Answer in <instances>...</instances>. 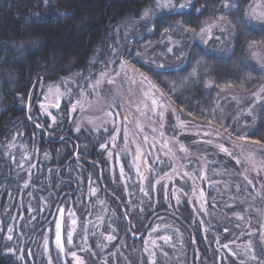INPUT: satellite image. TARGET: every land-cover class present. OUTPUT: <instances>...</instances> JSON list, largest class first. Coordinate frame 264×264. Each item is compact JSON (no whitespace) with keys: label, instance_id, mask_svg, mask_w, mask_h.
Returning <instances> with one entry per match:
<instances>
[{"label":"trees","instance_id":"16d2710c","mask_svg":"<svg viewBox=\"0 0 264 264\" xmlns=\"http://www.w3.org/2000/svg\"><path fill=\"white\" fill-rule=\"evenodd\" d=\"M236 2L238 10L231 15L220 6L222 0H196L199 14L189 9L182 15H170L154 8L156 0H48L47 4L44 0H0V264H74L65 258L66 250L54 246V222L58 209L63 208L84 224L95 212L94 202L99 201L89 194L94 185L104 210L108 208L112 215L117 238L127 247L124 253L131 264H135L134 249L157 221L171 225L173 237L177 232L182 235L183 264H218L219 255L221 264H240L228 250L220 254L215 243L217 238L222 244L238 237L243 219L230 212L219 215L212 194L208 222L214 225L207 222V227L188 203L172 211L162 197L155 204L145 198L140 206L135 200L132 211L123 188L109 177V165L99 147L102 139L75 131L70 105L64 103L51 127L50 120L39 118L36 109L27 112V102L30 99L32 106L37 100L40 86L86 71L99 49L116 42L118 50H125L126 45L138 51L143 61L149 60L142 64L121 58L151 79L182 115L211 121L218 116L222 91L249 99L264 87V66L253 58L256 50L264 54V30L242 27L240 17L247 14L252 0ZM146 10H152L148 17L143 15ZM214 20L224 21L232 31L228 52L205 47L180 28L164 32L177 22L197 32ZM58 35L64 37L53 40ZM169 36L182 44L172 53L162 42ZM149 64L164 65V74L158 76ZM193 67L196 77L190 75ZM244 103L248 107L249 102ZM226 124H231L230 117ZM232 129L245 131L248 139L264 146V99L252 108V116L234 123ZM44 156L47 161H42ZM25 179L26 190L22 187ZM237 179L244 183L243 195L238 196L256 198L244 180ZM27 193L31 194L28 198ZM133 234L139 239L134 240ZM254 244V264H262L261 244ZM90 245L95 247L92 238ZM82 255L89 264H102L100 251L95 256L91 250Z\"/></svg>","mask_w":264,"mask_h":264},{"label":"rangeland","instance_id":"374dc122","mask_svg":"<svg viewBox=\"0 0 264 264\" xmlns=\"http://www.w3.org/2000/svg\"><path fill=\"white\" fill-rule=\"evenodd\" d=\"M247 15L252 20L264 15V0H252ZM202 28L205 29L203 34ZM202 28L192 34L187 33L205 47L228 52L232 31L224 21H210ZM62 37L58 35L53 40ZM162 42L173 49L182 47L181 42L174 38ZM113 48L117 49L116 42L99 49L88 62L86 71L40 86L37 100L30 110L36 109L40 112L39 118H48L52 126V117L66 103L71 107L70 118L75 121V131L80 128L95 134L96 139L103 137L102 143L108 144L106 150L101 149L109 165L107 172L114 184L123 188L132 211L135 200L140 206L145 198L152 199L155 204L162 197L172 211H179L182 205L188 203L195 217L207 227L212 214L207 205L212 194L213 198L210 197L219 215L222 211L226 214L230 212L243 219L238 237L222 244L217 238L216 249L220 254L221 250H228L233 255L232 259L240 264H254V242L261 244L264 256V146L248 139L245 131L233 130L232 125L238 124L247 115L252 116V108L264 99V87L249 99L222 91L217 104L218 116L206 123L195 121L182 115L151 79H144L146 76L139 69L128 63H109L105 66L104 61L109 59ZM253 58L264 66L261 51H254ZM112 69L118 71L119 76ZM80 76L87 79L82 80ZM110 79L114 82L108 83ZM153 100L156 105H153ZM245 101L249 102L248 107ZM73 108L76 110L73 111ZM228 117L231 118L230 125L226 124ZM114 128L118 132H113ZM110 132L112 136H109ZM181 147L185 150L181 151ZM43 160L47 161L46 156ZM23 171L26 173V167ZM239 176L253 190L256 198L238 196L243 195L241 189L244 187V183L240 184L237 179ZM26 184L27 179L22 183L25 190L29 187H25ZM95 187H91L89 194L99 201L94 202L97 205H93L95 212L87 217L84 224L72 212L64 213L62 221L59 214L57 216L56 222H60L63 228V251H67L65 258L74 264L77 261L89 264L82 254L91 250L94 256L96 251L102 253L99 261L102 264H131L124 253L127 247L123 240L117 238L112 215L108 208L104 210ZM145 192L149 193L146 197L141 195ZM30 196L27 193L25 197ZM28 204H31L30 201ZM237 208L239 211L234 213ZM73 219L76 220L74 225L71 222ZM208 223L214 225L213 221ZM105 228L109 233H105ZM69 231L72 232L70 244L67 242ZM172 232L171 225L160 221L154 223L134 249L133 262L183 264L182 235L177 232L173 237ZM109 236L113 238L109 239ZM91 238L94 248L90 245ZM53 242L59 249L55 239ZM73 252L76 253L75 258ZM219 256L217 263L221 264ZM262 261L264 264V257Z\"/></svg>","mask_w":264,"mask_h":264},{"label":"snow or ice","instance_id":"6c2138e0","mask_svg":"<svg viewBox=\"0 0 264 264\" xmlns=\"http://www.w3.org/2000/svg\"><path fill=\"white\" fill-rule=\"evenodd\" d=\"M48 0H44V3L47 4ZM224 10H225V14L226 15H231L234 14L238 9H237V2L236 0H222V3L220 5ZM155 9H159L162 12H165L167 14L170 15H182L184 14L187 10L192 9L195 13H200L201 12V8L196 7V0H185V2H181V0H156V3L154 5ZM152 14V10H146L144 12V16L148 17ZM224 17L221 16L220 19H223ZM241 21H242V27H246L249 29H261L264 30V15H260V16H256L255 20H252L249 18V16L245 13L241 15ZM171 28H180L181 31L184 32H188L189 34L191 33L190 29H186L183 27L182 23L177 22L175 25L169 24L167 28L164 29V32L167 33L169 31V29ZM205 31V29H201V34H203ZM169 40H171V36L168 37ZM166 51L168 53H172L173 52V48L172 47H167ZM178 51H181V49H178ZM122 57H130L132 59H136L139 60L142 64L143 63H147L145 61L142 60V58L140 57V54L138 51L134 50V49H128L127 46L125 45V50H117L116 48H113L109 54V59L105 60V66H107V64H123L124 61L121 59ZM97 59H99V57H97ZM149 69L152 71H155L156 74L162 75L164 74V65H155V64H149ZM113 72H115V74L117 76H119V72L116 71L115 69H112ZM103 74V73H102ZM190 75L192 77H196L197 76V69L195 67L192 68V72L190 73ZM80 79L82 80H86L87 78L84 76H80ZM145 80H147V77L144 78ZM114 81H112L111 79L108 81V83H113ZM97 83H99V81H97ZM149 83H151L149 81ZM153 87H155L153 85ZM158 91V89H157ZM153 105H156V101L153 100L152 101ZM41 107H43V105H41ZM56 107H59V105H56ZM162 107V106H161ZM76 109L73 108V111H75ZM161 118H163V113H160ZM53 123L56 122V118L53 116L52 117ZM39 127V125H37ZM49 127H51V125H49ZM81 129L80 128H76V132H80ZM105 131H107V129H105ZM113 132H118L117 129H113ZM109 136H112V133H109ZM103 137H101L102 139ZM61 139H63L61 137ZM113 139H115V137H113ZM99 147L102 150H106L108 148V144L107 143H101L99 145ZM185 149L183 147H181V151H184ZM224 151H227L226 149H224ZM121 173H123V168L121 169ZM28 185L26 184L25 187H27ZM141 191H143V189H141ZM145 195H149L148 192H145ZM201 198H203L204 193L203 191H201L200 193ZM64 209L60 208L58 209V213L60 216L61 221L64 218ZM72 224H76V220L73 219ZM55 223V242L56 245L58 246V248L60 249L61 252H63L64 250V245H63V241H62V224L60 222H54ZM11 231V230H9ZM113 237L109 236V239H112ZM8 240H12V236H8L7 237ZM67 242L70 244L72 242V232L69 231L67 232ZM227 245H225L226 247ZM9 251H11V249H9ZM72 256L75 258L76 257V253L73 252ZM253 259H256L255 256H253ZM77 264H83L82 261H77Z\"/></svg>","mask_w":264,"mask_h":264},{"label":"water","instance_id":"95a60500","mask_svg":"<svg viewBox=\"0 0 264 264\" xmlns=\"http://www.w3.org/2000/svg\"><path fill=\"white\" fill-rule=\"evenodd\" d=\"M132 237H133V239H135V240L139 239V235H136V234H133Z\"/></svg>","mask_w":264,"mask_h":264}]
</instances>
